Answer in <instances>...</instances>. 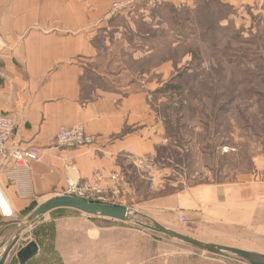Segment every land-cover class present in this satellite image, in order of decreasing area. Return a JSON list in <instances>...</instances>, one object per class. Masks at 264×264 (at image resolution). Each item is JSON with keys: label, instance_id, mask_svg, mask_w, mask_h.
I'll return each instance as SVG.
<instances>
[{"label": "rangeland", "instance_id": "obj_1", "mask_svg": "<svg viewBox=\"0 0 264 264\" xmlns=\"http://www.w3.org/2000/svg\"><path fill=\"white\" fill-rule=\"evenodd\" d=\"M127 11L137 13L131 21L138 39L126 26L122 37L130 46L127 51L117 48L116 58L121 59L120 68L130 71L128 79L140 80L152 72V87L161 86L153 99L166 146L158 148L150 163L159 168L161 175L156 176L166 185L157 190L143 180L126 188L122 180L118 184V175L109 178L112 185H105L102 176V192L95 191L91 199L127 206L130 220L55 209L25 226L5 264H20L17 252L33 241L39 253L25 264H250L233 254H213L177 241L137 221L152 225L139 208L146 199L257 172L264 158V0L113 2L111 13ZM130 176L136 178L132 172ZM38 205L33 202L21 217L8 221H24ZM245 209L248 224L240 229V241L248 249L264 250V205ZM184 216L182 223L187 222ZM17 227H0V250ZM223 228L206 230V236L217 234L210 238L220 240ZM175 230L192 236L187 228Z\"/></svg>", "mask_w": 264, "mask_h": 264}, {"label": "crops", "instance_id": "obj_2", "mask_svg": "<svg viewBox=\"0 0 264 264\" xmlns=\"http://www.w3.org/2000/svg\"><path fill=\"white\" fill-rule=\"evenodd\" d=\"M114 1L0 0V112L18 119L15 144L40 149V160L26 170H15L11 158L0 159V224L21 217L33 202L64 195L68 181L83 184L99 175L112 185L109 178L118 175L126 188L143 180L157 190L165 187L150 163L166 146L153 99L161 86L152 87V72L130 80L128 68H120L116 49L128 50L130 40L122 37L127 27L138 39L131 21L137 13L116 16ZM122 15L129 21L120 22ZM79 125L96 137L94 143L56 144L61 127ZM257 168L235 181L171 190L139 208L168 228L184 227L198 239L264 254L246 248L238 235L248 224L245 208L264 205V158ZM221 227L222 239L206 236V230Z\"/></svg>", "mask_w": 264, "mask_h": 264}, {"label": "water", "instance_id": "obj_3", "mask_svg": "<svg viewBox=\"0 0 264 264\" xmlns=\"http://www.w3.org/2000/svg\"><path fill=\"white\" fill-rule=\"evenodd\" d=\"M59 208H72L89 215L112 218L120 221H128L133 217L131 212L132 210L127 206L121 204H110L98 200H87L67 194L51 197L46 201L40 203L24 221H5L0 224V226H6L13 223L18 224L17 229L14 231L6 245L0 250V264H5L10 252L16 246L20 239V232L25 228L26 225L32 224L41 216ZM150 219L152 221V225L145 224L140 221H137V223L146 229L158 232L172 239L192 245L193 247L208 251L213 254H233L246 260L250 264H264V254L248 251L237 247L206 242L193 236L183 234L179 231L168 228L155 219ZM38 253L39 246L36 242L33 241L20 249L17 252V257L20 264H25L36 257Z\"/></svg>", "mask_w": 264, "mask_h": 264}, {"label": "built area", "instance_id": "obj_4", "mask_svg": "<svg viewBox=\"0 0 264 264\" xmlns=\"http://www.w3.org/2000/svg\"><path fill=\"white\" fill-rule=\"evenodd\" d=\"M18 119L11 115L0 112V159L11 158L14 162L15 170H26L32 162L40 160L39 147L21 148L13 142ZM96 137L86 133L83 126L61 127L56 134L55 142L59 146L80 147L94 143ZM113 179L116 176H112ZM102 176H97L94 181L80 185L78 182L68 181L67 193L79 198L92 200L95 191L101 193L98 182L102 181ZM16 184L20 183L18 177L11 178ZM94 182V183H93ZM186 222V216L183 217Z\"/></svg>", "mask_w": 264, "mask_h": 264}, {"label": "trees", "instance_id": "obj_5", "mask_svg": "<svg viewBox=\"0 0 264 264\" xmlns=\"http://www.w3.org/2000/svg\"><path fill=\"white\" fill-rule=\"evenodd\" d=\"M60 209V208H59ZM142 214H144V213H142ZM144 215H146V214H144Z\"/></svg>", "mask_w": 264, "mask_h": 264}, {"label": "bare ground", "instance_id": "obj_6", "mask_svg": "<svg viewBox=\"0 0 264 264\" xmlns=\"http://www.w3.org/2000/svg\"><path fill=\"white\" fill-rule=\"evenodd\" d=\"M72 209V208H71Z\"/></svg>", "mask_w": 264, "mask_h": 264}]
</instances>
